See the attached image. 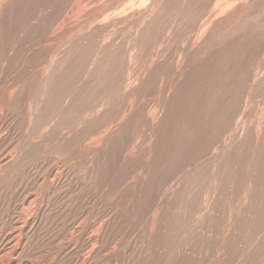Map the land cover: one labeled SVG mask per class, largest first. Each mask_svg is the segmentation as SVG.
<instances>
[{
    "label": "rangeland",
    "instance_id": "rangeland-1",
    "mask_svg": "<svg viewBox=\"0 0 264 264\" xmlns=\"http://www.w3.org/2000/svg\"><path fill=\"white\" fill-rule=\"evenodd\" d=\"M0 264H264V0H0Z\"/></svg>",
    "mask_w": 264,
    "mask_h": 264
},
{
    "label": "bare ground",
    "instance_id": "bare-ground-1",
    "mask_svg": "<svg viewBox=\"0 0 264 264\" xmlns=\"http://www.w3.org/2000/svg\"><path fill=\"white\" fill-rule=\"evenodd\" d=\"M17 240V239H16Z\"/></svg>",
    "mask_w": 264,
    "mask_h": 264
}]
</instances>
